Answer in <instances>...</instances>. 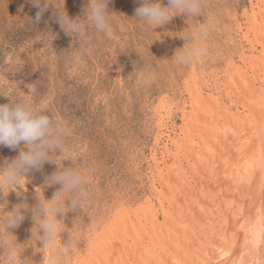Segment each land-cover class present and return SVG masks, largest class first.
I'll list each match as a JSON object with an SVG mask.
<instances>
[{"label": "rangeland", "instance_id": "1", "mask_svg": "<svg viewBox=\"0 0 264 264\" xmlns=\"http://www.w3.org/2000/svg\"><path fill=\"white\" fill-rule=\"evenodd\" d=\"M159 2L168 5V0ZM252 2L206 0L199 16L178 14L157 27L135 17L141 0H109L110 30L100 32L86 19L81 37L63 31L56 16L66 11L85 19L89 0H0V104L27 100L66 129L63 151L52 154L53 162L27 173L0 198L5 204L0 225L16 204L30 206L25 220L12 230L25 264H80L87 247L117 214L124 209L135 213L153 197L158 175L154 158L163 156L166 133H182L189 86L197 80L205 92L222 90L232 66L243 65V51L249 54L250 44L239 28L248 26L245 13H251ZM36 3L47 7L39 22ZM203 22L211 24L203 42L207 55L191 64L178 63L175 52L186 43L191 46L187 37ZM164 103L167 111H161ZM18 151L0 146V165ZM58 165L84 173L87 197L80 209L58 214L61 244L54 252H43L37 241L39 216L33 219L31 209L61 188L46 184ZM71 238L75 247L64 249ZM0 264H7L3 257Z\"/></svg>", "mask_w": 264, "mask_h": 264}, {"label": "bare ground", "instance_id": "2", "mask_svg": "<svg viewBox=\"0 0 264 264\" xmlns=\"http://www.w3.org/2000/svg\"><path fill=\"white\" fill-rule=\"evenodd\" d=\"M245 14L243 65L217 92L193 79L153 197L117 214L80 264H264V0Z\"/></svg>", "mask_w": 264, "mask_h": 264}, {"label": "clouds", "instance_id": "3", "mask_svg": "<svg viewBox=\"0 0 264 264\" xmlns=\"http://www.w3.org/2000/svg\"><path fill=\"white\" fill-rule=\"evenodd\" d=\"M109 0H89L90 12L85 19L72 18L64 12L57 13L56 22L66 33L72 32L83 37L87 31L86 19L100 32L110 30L108 11ZM40 7L35 22H39L43 12L47 9L43 3L34 4ZM207 6L206 0H168L167 6H162L159 0H141L140 6L135 9V17L145 20L154 26H162L168 23L178 14H186L188 18L199 16ZM211 24L203 22L191 31L187 37L193 41L175 52L173 58L180 64H191L207 55L206 41ZM2 95V94H0ZM66 129L53 121L43 110L35 107L27 100L13 101L0 104V146L13 150L19 149L18 154L0 165V198L6 197L5 190L13 188L27 173L39 170L46 162H53L50 157L53 153L63 151V137ZM23 145V147H21ZM86 176L76 167H63L58 165V170L46 178L47 185L59 184L51 200L39 199L38 206L31 209L33 219L39 216V233L37 241L43 244V252H54L57 244H61L60 233L62 222L57 218L58 214H66L69 211L80 209L87 197L84 189ZM65 194H69L65 196ZM66 201L69 203L66 204ZM5 204L0 203V207ZM29 204L20 202L11 211L6 212V218L0 225V257L7 264H25L27 259H22L20 245L12 231L18 228L25 220L29 210ZM42 233V234H41ZM62 246V245H61ZM69 250L75 247L73 238L67 246ZM52 264H56L55 261Z\"/></svg>", "mask_w": 264, "mask_h": 264}]
</instances>
